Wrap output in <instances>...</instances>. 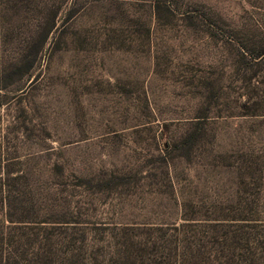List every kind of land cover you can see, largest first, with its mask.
Returning a JSON list of instances; mask_svg holds the SVG:
<instances>
[{
    "label": "rangeland",
    "instance_id": "374dc122",
    "mask_svg": "<svg viewBox=\"0 0 264 264\" xmlns=\"http://www.w3.org/2000/svg\"><path fill=\"white\" fill-rule=\"evenodd\" d=\"M0 264H264V0H0Z\"/></svg>",
    "mask_w": 264,
    "mask_h": 264
}]
</instances>
